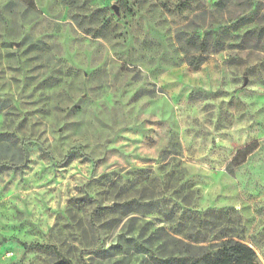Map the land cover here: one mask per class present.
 <instances>
[{
    "label": "rangeland",
    "instance_id": "1",
    "mask_svg": "<svg viewBox=\"0 0 264 264\" xmlns=\"http://www.w3.org/2000/svg\"><path fill=\"white\" fill-rule=\"evenodd\" d=\"M4 138L0 264H264V0H0Z\"/></svg>",
    "mask_w": 264,
    "mask_h": 264
},
{
    "label": "trees",
    "instance_id": "2",
    "mask_svg": "<svg viewBox=\"0 0 264 264\" xmlns=\"http://www.w3.org/2000/svg\"><path fill=\"white\" fill-rule=\"evenodd\" d=\"M198 61L195 63V66H199L202 63L201 59ZM190 63L194 64L192 60ZM5 140L6 138L3 139V142L0 141V153L5 148ZM251 152V148L247 147L239 152V154L245 153L247 156ZM213 247L214 250L204 251L196 255L194 260H191L189 264H259L253 247L242 241L238 236L226 237L224 240L215 243ZM165 262L167 264H177V259L170 256ZM61 264L67 263L62 262Z\"/></svg>",
    "mask_w": 264,
    "mask_h": 264
},
{
    "label": "water",
    "instance_id": "3",
    "mask_svg": "<svg viewBox=\"0 0 264 264\" xmlns=\"http://www.w3.org/2000/svg\"><path fill=\"white\" fill-rule=\"evenodd\" d=\"M113 8L115 9V12L118 14V7L115 5V6H113ZM247 78L245 79V81H244V84L246 85L247 84Z\"/></svg>",
    "mask_w": 264,
    "mask_h": 264
}]
</instances>
